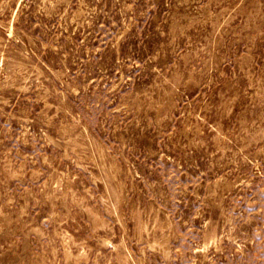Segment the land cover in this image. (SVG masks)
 <instances>
[{
  "label": "rangeland",
  "instance_id": "1",
  "mask_svg": "<svg viewBox=\"0 0 264 264\" xmlns=\"http://www.w3.org/2000/svg\"><path fill=\"white\" fill-rule=\"evenodd\" d=\"M0 264H264V0H0Z\"/></svg>",
  "mask_w": 264,
  "mask_h": 264
}]
</instances>
